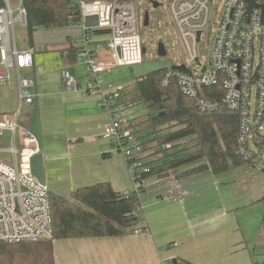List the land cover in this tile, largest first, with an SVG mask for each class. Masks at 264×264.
Segmentation results:
<instances>
[{
  "label": "crops",
  "instance_id": "obj_1",
  "mask_svg": "<svg viewBox=\"0 0 264 264\" xmlns=\"http://www.w3.org/2000/svg\"><path fill=\"white\" fill-rule=\"evenodd\" d=\"M96 31L99 30L91 34L97 37H91L87 45L80 24L29 31V43L18 46L16 41V44L20 50H34L35 67L23 73L14 71L15 83L12 85L11 80L9 84L0 85L3 96L8 94L6 90L17 93L19 104L14 109L9 107L10 101L3 100L0 120L12 119L18 113L30 132L35 103H20L19 78L28 73L34 80L35 69L32 91L39 102L42 146L27 141L28 134L24 132L14 137L5 134L0 137V146L13 145L25 159L42 154L48 190L68 200L76 190L99 183H110L121 195L135 188L134 174L125 157L103 136L110 114L101 105L102 96L70 92L63 82L62 73L68 71L85 89L91 85L86 58L80 56L84 49L107 64L104 55L109 52L108 33L97 34ZM37 53L43 54L36 57ZM50 56L57 57L60 70L47 68ZM112 74L113 71L105 77L106 92L116 91L109 89ZM129 87L121 90L122 95ZM26 106L32 107L31 115L28 114L30 108L24 111ZM0 158L13 163L7 154H1ZM184 171L177 170L165 179L147 181L137 215L141 226L146 227L143 233L125 231L118 237L0 244V264H164L166 260L173 264L174 261L176 264H256L264 261L258 259L264 256V196L248 205L250 207L233 209L230 200H220V194L212 193L208 180L215 174L208 171L179 178V173Z\"/></svg>",
  "mask_w": 264,
  "mask_h": 264
},
{
  "label": "built area",
  "instance_id": "obj_2",
  "mask_svg": "<svg viewBox=\"0 0 264 264\" xmlns=\"http://www.w3.org/2000/svg\"><path fill=\"white\" fill-rule=\"evenodd\" d=\"M0 85L9 84L12 72H27L34 67V50H20L16 44L15 28L28 27L25 0L13 6L10 0H0ZM80 13V26L85 45L91 41L93 30L109 34L108 49L112 64H105L93 52L84 49L91 85L85 89L81 81L68 71L62 77L70 92L99 94L101 105L110 114L103 136L128 162L133 173L143 165L142 148L122 112L121 90L106 92L103 83L115 67L135 66L144 59L140 35L139 6L134 0H73ZM216 0H171L170 12L183 43L186 57L179 66L168 68L162 84L175 80L181 92L193 98L200 112L213 114L221 106L239 115L238 153L254 171L264 173V0H223L215 36L206 64L200 59V44L212 24ZM98 18V25L88 27L87 17ZM86 48V47H85ZM178 67V66H174ZM35 81L19 78V101L33 105ZM220 87V99H210L204 91ZM18 132L28 135L38 145L31 131L23 125L19 114L0 120V137ZM7 154L13 163L0 158V244L35 243L52 238V210L49 190L31 172L30 156L20 162L13 146H0V155ZM142 184L135 182L132 192ZM145 187V182L143 183ZM131 193V192H130ZM139 210L134 214L137 216ZM137 230L136 233H143ZM164 264H173L166 260Z\"/></svg>",
  "mask_w": 264,
  "mask_h": 264
},
{
  "label": "trees",
  "instance_id": "obj_3",
  "mask_svg": "<svg viewBox=\"0 0 264 264\" xmlns=\"http://www.w3.org/2000/svg\"><path fill=\"white\" fill-rule=\"evenodd\" d=\"M72 2L29 0L30 33L38 27L79 25L80 13ZM167 71V68L157 69L137 78L121 96L124 98L121 105L126 108L147 105L146 114L129 120L143 152L140 159L143 165L133 173L134 181L142 184L139 192L121 195L110 183H99L76 190L68 200L49 191L53 217L51 240L118 237L125 231H145L146 227L141 226L134 213L141 208L140 195L145 191L143 183L147 180L165 179L172 172L196 163L200 164L179 173V178L208 171L221 175L247 166L238 153L239 115L225 106L213 114L200 112L195 100L184 95L175 80L167 86L162 84ZM204 93L210 99H220L223 91L213 87ZM138 133L142 135L137 137ZM144 138L148 139L142 141Z\"/></svg>",
  "mask_w": 264,
  "mask_h": 264
},
{
  "label": "rangeland",
  "instance_id": "obj_4",
  "mask_svg": "<svg viewBox=\"0 0 264 264\" xmlns=\"http://www.w3.org/2000/svg\"><path fill=\"white\" fill-rule=\"evenodd\" d=\"M13 6H17L19 0H10ZM139 6L140 17V35L142 40L144 52V59L141 64L135 66H123L115 67L113 74L109 77L112 85H109V89L122 90L124 87L134 85L137 77L146 75L147 73L164 68H172L179 66L183 63L186 57L185 49L180 36L174 25L169 3L171 0H135ZM214 6H217L214 10L212 24L205 32L202 42L200 44V59L203 64H206L208 55L211 52L214 36H215V24L218 22L219 13L223 6V0H216ZM153 3L159 4L157 8H154ZM149 14V24H145V15ZM16 41L18 46L28 44L30 41L29 29L20 25L16 26ZM105 35L101 36L104 37ZM94 39L97 37L94 33L91 34ZM109 37V34H108ZM106 38V37H105ZM162 44L167 52L166 56L159 55V47ZM51 53V52H50ZM43 53H37L36 57H39ZM104 58L107 60V64H112V60L109 56V52H106ZM47 68L56 69L61 68L58 64V59L55 56L47 57ZM24 77H30L28 73H24ZM54 78V75H51ZM17 75L13 71L12 73V85L15 83ZM1 91V90H0ZM8 94L3 96L0 92V111H3V100L10 101L9 107L17 109L18 98L17 93L13 90L4 91ZM30 108V109H29ZM31 115L32 107H25L24 111ZM147 113V105L137 104L131 109L127 108L122 112L126 119H133L142 116ZM142 134H137L139 137ZM145 135V134H144ZM148 139V138H147ZM146 138L142 141L147 140ZM152 145H147L150 148ZM152 148V147H151ZM151 149L150 151H154ZM23 154V153H22ZM20 156V162H24L23 155ZM200 163H196L186 167L184 170L198 166ZM213 178V180H211ZM151 180V179H149ZM148 181V180H147ZM147 181L145 186H147ZM208 185L213 188L215 196L220 194V200H230L233 204V209L239 207H245L252 203L258 202L264 196V173L253 172L250 167L243 166L238 169H231L230 171L222 175H211L208 180ZM215 183V184H214ZM219 191V192H218ZM217 198V197H215ZM214 198V199H215ZM250 207V206H248ZM264 243V240H263ZM259 260H264V256L258 257Z\"/></svg>",
  "mask_w": 264,
  "mask_h": 264
},
{
  "label": "water",
  "instance_id": "obj_5",
  "mask_svg": "<svg viewBox=\"0 0 264 264\" xmlns=\"http://www.w3.org/2000/svg\"><path fill=\"white\" fill-rule=\"evenodd\" d=\"M154 8H157L159 4L153 3ZM3 6V3L0 1V7ZM25 7L29 11V0H25ZM85 23L88 27H94L98 25V18L94 17H87L85 19ZM145 24H149V14L145 15ZM145 52V50H144ZM167 52L162 44L159 47V55L166 56ZM35 67V66H34ZM173 69L184 70V66L173 67ZM34 81L36 82V71L34 69ZM31 134L36 138L39 147L42 146V131H41V118H40V109H39V102L38 99L35 100V109H34V116L32 119L31 127H30ZM31 165V172L32 175L43 185H46L45 180V168H44V160L42 154H35L30 159ZM176 264V261H174Z\"/></svg>",
  "mask_w": 264,
  "mask_h": 264
}]
</instances>
